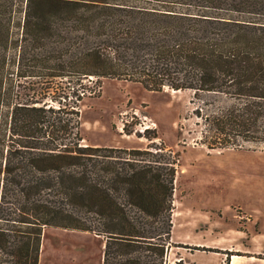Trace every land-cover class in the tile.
Returning a JSON list of instances; mask_svg holds the SVG:
<instances>
[{
    "label": "trees",
    "instance_id": "obj_1",
    "mask_svg": "<svg viewBox=\"0 0 264 264\" xmlns=\"http://www.w3.org/2000/svg\"><path fill=\"white\" fill-rule=\"evenodd\" d=\"M93 76L220 90L218 139L264 138V0H0V264H38L47 225L100 234L101 264H185L177 157L84 140L66 87Z\"/></svg>",
    "mask_w": 264,
    "mask_h": 264
},
{
    "label": "rangeland",
    "instance_id": "obj_2",
    "mask_svg": "<svg viewBox=\"0 0 264 264\" xmlns=\"http://www.w3.org/2000/svg\"><path fill=\"white\" fill-rule=\"evenodd\" d=\"M22 81L16 88L27 90L30 78ZM86 81L80 99L66 87L67 106L79 104L84 140L177 157L169 262L182 256L186 264H228L231 255L236 264L246 246L264 264V138L234 130L218 139L213 117L230 102L225 92L205 89L195 96L190 87L151 89L112 76L97 85L94 76ZM197 240L215 248L196 247ZM225 243L240 248L216 247ZM102 250L103 238L94 231L47 225L38 264H101Z\"/></svg>",
    "mask_w": 264,
    "mask_h": 264
},
{
    "label": "crops",
    "instance_id": "obj_3",
    "mask_svg": "<svg viewBox=\"0 0 264 264\" xmlns=\"http://www.w3.org/2000/svg\"><path fill=\"white\" fill-rule=\"evenodd\" d=\"M103 238V237H102ZM194 244H198V245H203V246H212V247H215L214 245H209L208 243H205L204 241L202 240H197V241H194ZM245 246V245H244ZM216 247H219L221 250L222 249H227L228 250H233L232 248H240V245L237 246L235 245L234 247H232L231 245L225 243L224 245H217ZM205 248V247H203ZM243 248V251L245 253H238V255H242L243 257H239L238 261L236 262V264H259V263H256L254 260L255 259H252L253 258V253H250V247H241V249ZM227 251V250H226ZM103 252V250H102ZM231 252V251H230ZM233 253V251L231 252V254ZM256 257V256H254ZM102 258V257H101ZM231 255H230V258H229V261H228V264H231ZM184 259V258H183ZM186 264V263H185ZM227 264V263H226Z\"/></svg>",
    "mask_w": 264,
    "mask_h": 264
}]
</instances>
